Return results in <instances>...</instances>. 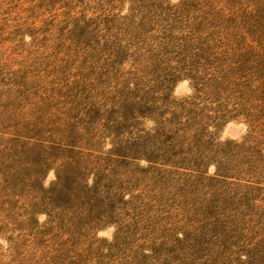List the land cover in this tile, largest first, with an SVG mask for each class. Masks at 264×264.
<instances>
[{"label":"rangeland","instance_id":"374dc122","mask_svg":"<svg viewBox=\"0 0 264 264\" xmlns=\"http://www.w3.org/2000/svg\"><path fill=\"white\" fill-rule=\"evenodd\" d=\"M245 6L0 0V264H264V25ZM166 87L194 103L176 144L149 118Z\"/></svg>","mask_w":264,"mask_h":264},{"label":"trees","instance_id":"16d2710c","mask_svg":"<svg viewBox=\"0 0 264 264\" xmlns=\"http://www.w3.org/2000/svg\"><path fill=\"white\" fill-rule=\"evenodd\" d=\"M234 2L236 0H233ZM245 6V13L253 19L256 23H260L264 25V0H241ZM168 92V93H167ZM194 105L193 102H184L177 103L171 99L169 94V90L164 93V97L161 101V106L158 112L155 107L151 105V111L149 113V118L151 121L158 124V129L156 131L161 130L162 135L167 138L169 143L175 142L180 139L181 127H184V124L179 121L178 117L181 115V112L184 115L188 112V109ZM186 111V112H185ZM134 118H139L138 115H134ZM188 119V118H187ZM179 127V130L177 127ZM162 127V129H160ZM97 187V186H96ZM66 185H64V181L61 178L51 187V224H59L62 229H66L68 227L66 222V215L64 217H57L58 211H66ZM65 209V210H64Z\"/></svg>","mask_w":264,"mask_h":264}]
</instances>
